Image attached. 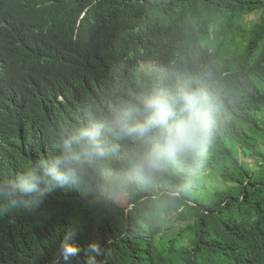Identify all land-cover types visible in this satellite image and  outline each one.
Wrapping results in <instances>:
<instances>
[{"label": "trees", "instance_id": "1", "mask_svg": "<svg viewBox=\"0 0 264 264\" xmlns=\"http://www.w3.org/2000/svg\"><path fill=\"white\" fill-rule=\"evenodd\" d=\"M11 19L40 22L48 37L64 26L92 34L97 67L88 68L91 101L79 113L59 102L42 110L33 91L0 97V177L166 81H193L218 104L203 151L130 178L138 142L107 137L116 150L90 164L87 189L0 215V264H50L68 230L82 250L98 240L102 264H264V0H0V22ZM125 49L159 61L138 97L115 77ZM208 172L223 182L211 194Z\"/></svg>", "mask_w": 264, "mask_h": 264}, {"label": "clouds", "instance_id": "2", "mask_svg": "<svg viewBox=\"0 0 264 264\" xmlns=\"http://www.w3.org/2000/svg\"><path fill=\"white\" fill-rule=\"evenodd\" d=\"M12 21L0 22V97L33 91L42 110L59 102L79 113L91 101L86 80L88 68L97 67L91 59L94 36L68 32L64 26L48 37L40 22L20 27L12 26ZM114 63L116 79L136 97L159 69L158 60L135 58L126 49L117 52ZM168 82L139 98L119 101L99 119L62 133L53 153L27 162L14 175L0 177V215L32 212L60 189H87L90 164L116 150L115 144L110 148L106 144L107 137L138 142L130 178L150 177L203 151L217 97L190 80L166 86ZM73 236V231L65 232L50 264H102L99 258L105 249L98 240L89 241L82 250L71 242Z\"/></svg>", "mask_w": 264, "mask_h": 264}, {"label": "rangeland", "instance_id": "3", "mask_svg": "<svg viewBox=\"0 0 264 264\" xmlns=\"http://www.w3.org/2000/svg\"><path fill=\"white\" fill-rule=\"evenodd\" d=\"M246 160L247 161H252V158H247ZM207 175H208V177L205 179V181H206L205 183H206V186H207L208 193L211 194L219 186H222L223 185V182L220 180L219 176L216 175L213 172H208ZM180 229L181 228H178V231H180Z\"/></svg>", "mask_w": 264, "mask_h": 264}]
</instances>
